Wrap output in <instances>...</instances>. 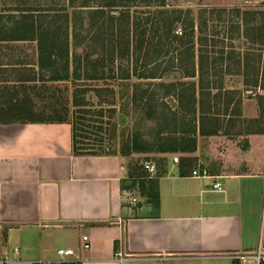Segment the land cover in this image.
I'll return each mask as SVG.
<instances>
[{"label":"crops","instance_id":"crops-1","mask_svg":"<svg viewBox=\"0 0 264 264\" xmlns=\"http://www.w3.org/2000/svg\"><path fill=\"white\" fill-rule=\"evenodd\" d=\"M19 40L35 42L37 56L35 39ZM24 66L37 74L36 66ZM3 98L0 93V105ZM197 103L194 116L183 119L194 149L177 151L179 160L148 176L156 177V204L145 201L138 214L127 195L136 176L121 154L74 152L68 121L0 115V261L33 264L71 247L62 264H229V252L264 248V114L258 98L241 97L220 118L207 120L197 115ZM203 108L200 113L208 114ZM234 121L241 125L233 127ZM183 156L219 175L221 188L210 186L211 176L190 175L191 167L179 172Z\"/></svg>","mask_w":264,"mask_h":264},{"label":"rangeland","instance_id":"rangeland-1","mask_svg":"<svg viewBox=\"0 0 264 264\" xmlns=\"http://www.w3.org/2000/svg\"><path fill=\"white\" fill-rule=\"evenodd\" d=\"M64 1L66 0H0V38H4L0 40V93H3L5 103L0 105L1 116L8 118L31 115L44 119L65 115L69 121L74 122L77 147H81L82 151L100 152L110 146V149L121 154L120 151L127 149L135 131L141 133V139L153 143L156 137L155 130L159 126L156 118L143 117V100H132L136 86L137 89L138 87L145 89V96L151 95L150 98L155 99L156 104L164 101L167 107L172 109L171 112L178 110L179 103L175 93L182 90V93L187 95L193 81L195 96L200 99L197 103L199 111L197 115H203L205 120L213 116L220 118L223 114L220 112H226L227 107H236L240 98L248 95L257 96L258 106L264 107V0H163L160 8L174 11V14L179 13L180 16V20L174 22L172 31L168 34L164 32L167 18L156 22L155 19L158 17L154 18L152 12L158 5L157 0H124L122 3H129L127 7L130 11V22L133 16H138L143 21L144 16L148 19L144 26L143 24L140 26L142 29L145 28L141 33L138 31L140 27L133 31L129 21L121 27L120 33L123 31L124 39L127 37L133 39L130 40V49L124 56H119L124 48L123 41L109 42L111 28L106 21L103 23L102 48L95 47L100 51L92 52L91 57H102V68L99 61L96 62V69H104L106 77L88 80L41 79L43 76L46 77L48 72L36 65L35 42L12 40L8 37L20 31L15 28L16 22L20 19L19 7L34 6L36 10L32 13L36 21L46 7L54 8ZM125 7L118 5L115 6V10ZM83 8L85 10L87 7ZM110 9L112 7H106V10ZM67 10L70 12L71 8L67 7ZM50 14L51 12L48 15ZM81 15L80 21L87 23V13L82 12ZM73 21L71 16L68 24L69 33ZM157 24L159 28L155 29ZM115 25L116 23L114 27ZM128 28L127 36L125 29ZM79 34L76 40L80 44L76 45L75 50L81 55L84 53V45L88 42L87 26L82 27ZM177 35L181 37L177 38ZM141 36L150 41L149 49L152 54L147 66L142 64L141 49L131 51V43ZM179 57L185 60H182L185 66L193 59L196 68L194 76H178L177 68L171 64H176ZM13 62L17 63L16 66L10 65ZM24 65L36 66L37 74H31L30 72H33L31 70L26 72ZM198 66L201 75L198 74ZM142 70L154 73L156 77H141L138 73ZM172 71H174L171 74L174 76L172 78L176 79L169 87V93L164 96L166 88L160 86L159 82L170 81L168 73ZM112 72L117 74L126 72L129 76L117 78ZM26 73L28 77L32 75L36 77L20 82L18 78L24 77ZM111 74L114 76H110ZM198 78L201 79L199 85ZM82 86H88L84 93L76 89ZM246 89L249 90L245 92ZM74 93L81 105H73ZM22 105L27 107L26 113L21 110ZM167 107H164L165 111ZM202 108L207 110L208 114H201ZM182 112L185 111L181 110ZM119 114L122 119H119ZM185 117L189 118L187 115ZM221 122L225 125L227 121ZM233 123L235 128L241 125L236 121ZM166 133L164 130L163 134ZM179 153L131 151L121 154L126 158L130 173L136 175L135 183L129 182L130 189L127 192L128 201L133 207L132 213H142L137 207L145 201L151 202L146 193L150 190L149 180L150 186H153L156 178H149L148 173L140 168V162L144 159L155 161L158 167L157 174H161L170 165L173 155H177L179 160Z\"/></svg>","mask_w":264,"mask_h":264},{"label":"trees","instance_id":"trees-1","mask_svg":"<svg viewBox=\"0 0 264 264\" xmlns=\"http://www.w3.org/2000/svg\"><path fill=\"white\" fill-rule=\"evenodd\" d=\"M128 1V0H126ZM22 2V1H21ZM124 0H66L62 4L57 5L54 8L46 7L44 12L40 15L39 19L35 21L34 15L32 13L36 8L32 5H27V7H19L20 10V19L16 22V29L19 31L15 35H12L11 39H20V38H30L35 39L37 43V60L36 64L39 68H43L48 72L47 76L41 77V79L47 80H79V79H98L106 77L104 75V69H96V62H101V68L103 65L102 57L92 58L91 54L94 51H100V49H95V47L100 46L102 48V26L106 21L109 27L111 28L108 41H123L124 48L121 50L119 56H124L126 51H129V43L132 38H125V35L120 33L121 27L129 21V8L127 7L129 3H122ZM147 2V1H146ZM155 2V1H153ZM158 5L152 12L154 13V18L158 17L156 22L167 18L164 23V32L170 33L172 31V26L174 22L180 20L179 13L174 14V11H168L162 9L159 6H162L163 0H157ZM123 5L125 8L115 10V6ZM67 7L71 8V11L68 12ZM83 7H87L84 8ZM106 7H112L110 10H106ZM128 8V9H127ZM52 9V10H51ZM51 12L50 15H48ZM87 13V23L80 21L82 15L81 13ZM48 16V19L45 20V17ZM71 16L73 17V23L71 24V33H69L68 28L70 25ZM37 17V15H36ZM133 20L130 22L131 29L135 31L142 24L144 26L145 21L148 19L147 16H144V20L139 19L138 16H133ZM138 20V21H137ZM38 21V22H37ZM37 22V23H36ZM46 22V26H44ZM116 23L115 27L114 24ZM89 29V35L87 36L88 42L83 48V54L79 55L75 50L76 45H79V41L76 40L79 34V30L82 27ZM159 28V24L155 26V29ZM144 29L140 27L138 29L139 33L143 32ZM128 29H125V34L128 36ZM176 36V35H174ZM181 35H177V38H180ZM176 38V37H175ZM87 47H90L89 49ZM150 41H146L144 37H139L131 43V51L138 49L142 53L143 61L142 64L147 66L151 60V51L149 49ZM88 51V52H87ZM83 55V56H82ZM173 60V59H172ZM181 57L178 58L176 64H171L177 68L178 76L192 77L196 74V68L193 59H190V64L185 66ZM17 64V63H11ZM198 74H200V69L198 66ZM172 73H168L170 76ZM117 78H127L129 73L121 72L114 73ZM110 76H114V75ZM139 76L144 78L156 77L154 73L149 71H140ZM201 75V74H200ZM34 76L28 77L26 74L22 79H33ZM20 79V78H19ZM21 79V80H22ZM176 79V78H174ZM174 79H168L170 81L165 82L162 80L159 82L160 86H165L164 96L169 93V87L174 84ZM201 79L198 78V85ZM75 88V87H74ZM73 88V89H74ZM88 86L76 87L79 92H85ZM75 89V90H76ZM145 89H141L137 86L134 88L132 94L133 101H141L142 108L144 111V118H156L158 120V128L155 130V141L153 143H148L147 141L140 138L141 133L135 131L130 139V144L127 145V149L120 151L121 154H127L131 151L133 152H171V151H182L188 152L194 149L195 147V138L193 136H185L183 132L188 133L190 128H184L185 124L183 119L187 114H191L189 120L195 114V102H200V99H197L194 93V82L192 81L190 91L185 95L182 93V90L175 93L178 110L171 111L167 104L164 101H160L156 104L155 99L150 98L151 95L145 96ZM171 92V91H170ZM199 93V92H198ZM74 100L73 105H81L75 93L73 94ZM198 100V101H197ZM167 107L166 111L164 107ZM21 110L26 113L28 111L26 106H20ZM25 107V108H24ZM260 115L264 114V107H260ZM185 111L181 113V110ZM180 112V113H178ZM187 113V114H186ZM8 120H43L42 118H36L31 115L24 117H6ZM44 120H59V121H68L71 126V144L72 150L77 153L93 152V151H82L81 147H77L75 125L71 120L69 121L65 115H56L54 118H44ZM166 130L167 133L163 134V131ZM114 130L112 129V140L114 139ZM202 132V131H200ZM100 152L105 153H114L113 149H110V146L104 148ZM195 158L191 156L181 157V162L179 163L180 169L179 172L183 171L185 166L192 167L195 164ZM140 168L142 169L141 165ZM135 175V174H134ZM136 176V175H135ZM142 183V182H141ZM151 180H149V191L146 193L151 202L155 205L157 200V193L152 186H150ZM142 185V184H141ZM155 186V183H154ZM143 190V189H142Z\"/></svg>","mask_w":264,"mask_h":264},{"label":"built area","instance_id":"built-area-1","mask_svg":"<svg viewBox=\"0 0 264 264\" xmlns=\"http://www.w3.org/2000/svg\"><path fill=\"white\" fill-rule=\"evenodd\" d=\"M178 160L177 155L172 156V162H176ZM142 169L148 173L147 176H152L157 174L158 167L155 161L151 159H144L140 162ZM190 175L195 177H212L210 182V186L216 189L221 188V181L219 180V175H210L204 165H200L195 163L190 168ZM262 176H264V171H262ZM82 246L84 248L89 247V240L86 234L81 235ZM13 251H17V247H13ZM73 253L71 247H58L56 249L57 257L56 259H38L33 261V264H62L68 256ZM115 258H120L122 256L121 250H116L113 253ZM229 258V264H264V248L257 247L251 251H232L226 254ZM6 261V257H4L3 261H0V264Z\"/></svg>","mask_w":264,"mask_h":264},{"label":"water","instance_id":"water-1","mask_svg":"<svg viewBox=\"0 0 264 264\" xmlns=\"http://www.w3.org/2000/svg\"><path fill=\"white\" fill-rule=\"evenodd\" d=\"M172 77H174V76L170 75L169 79H171ZM118 116H119V119H122V116L120 114ZM119 121L121 122V120H119Z\"/></svg>","mask_w":264,"mask_h":264}]
</instances>
